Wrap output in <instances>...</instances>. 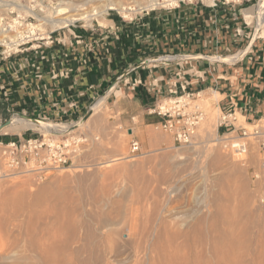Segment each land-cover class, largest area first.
<instances>
[{
  "label": "rangeland",
  "instance_id": "1",
  "mask_svg": "<svg viewBox=\"0 0 264 264\" xmlns=\"http://www.w3.org/2000/svg\"><path fill=\"white\" fill-rule=\"evenodd\" d=\"M80 1L74 0V3L77 2L75 5L80 6L83 3ZM134 1L139 0H95L88 4L90 7L83 5L81 9L85 7L87 11H103L110 6H119V11L109 9L105 14L108 24L100 29L110 31L113 29L110 21L120 19L118 12L121 8L135 4ZM58 2L59 0H0V18H47L52 16ZM258 2L259 0H251L243 8H251L254 14ZM77 13L80 14L75 12ZM242 18L244 22L240 18L241 24L234 28L242 30L240 39L244 37L245 40L240 42L241 45H246L245 41H249L252 36L253 39L264 36V24L257 28L254 18ZM97 21L101 22L99 18ZM22 23L19 30L22 33L19 35H24V30L28 29L25 28L26 22ZM39 23L35 21L32 25ZM73 25L82 26L80 22ZM93 25L97 29L98 24L93 22ZM40 28L43 33L52 30L48 25ZM65 30L67 28L55 30L52 36ZM161 56L163 55H155L151 59ZM227 56L229 55L220 58ZM116 83L110 84L97 98L105 97L100 107L87 119L89 108L96 100L89 105L85 116L78 121L80 123L87 119L86 123L75 127L76 135L96 139L90 149L81 155L80 164L69 169L65 167L50 170L41 180L30 176L0 180V239L12 242L13 251L22 255L28 246L29 238L25 233L27 221L33 218L32 222L38 229H45L58 216L59 221H66L69 227H74L75 238H78L81 235L78 230L84 212L87 215V225L94 226L92 229L95 228L97 216L112 224L108 227L110 229H104L108 239L105 238V251L109 250L106 252L108 262L168 264V261H187L188 264H214L213 261H216L217 264H264V199L260 198L264 194V179L255 181L251 177L252 169L257 165L258 150L251 144L249 157L243 162L238 161L239 155H227L222 149V133L216 132L221 97L205 91L195 98L204 108L205 119L192 146L183 148L174 144L173 139L158 128V116L147 114L146 117H151V122H141L136 117L138 111L125 97L126 89ZM167 98L168 96L160 98L157 102ZM38 122L50 124L51 127L54 123ZM252 123L254 122L246 125L236 115V127L241 126L251 131ZM4 124L6 122H2L0 126ZM259 125H264L263 121ZM35 127L8 129L0 133L7 136L21 134L22 138L34 137L37 136ZM1 137L4 138L0 135ZM7 140L9 139H2L3 142ZM132 142L138 143V152L130 151ZM170 154L173 157L170 165L179 164L180 174L178 173V178L176 175L168 180H161L159 173H168L163 170L162 158ZM120 157L124 159L107 163ZM123 169H128L129 174L123 173ZM134 172L140 175L136 176ZM87 175H92L93 180L84 181L85 183L77 180L78 177ZM169 187L177 190L168 194L166 188ZM163 223L168 224L169 231L166 234ZM129 227L133 228L132 236L128 232ZM174 230L179 233L181 231L182 236L185 234L181 241L185 238L187 240H183L182 244L180 240L170 242L168 236ZM112 232H119L118 236H112ZM69 234V230L62 228L58 241L60 243L55 244L60 251L58 254L66 252L67 259L69 251L64 250V247L69 249V244L62 240H66ZM201 240H205L207 244ZM76 246L73 244L70 247ZM175 246L181 247L177 250ZM86 254L83 258L94 264V254Z\"/></svg>",
  "mask_w": 264,
  "mask_h": 264
},
{
  "label": "crops",
  "instance_id": "2",
  "mask_svg": "<svg viewBox=\"0 0 264 264\" xmlns=\"http://www.w3.org/2000/svg\"><path fill=\"white\" fill-rule=\"evenodd\" d=\"M246 11L240 12L245 19ZM212 17V11L194 6L154 12L131 23L117 18L110 21V31L72 26L54 34L50 46L0 57V124L11 115L30 120L83 117L115 82L126 89L141 122H151L146 110L180 86L199 92L198 97L205 91L219 95V111L233 109L246 125L264 121V36L241 45L245 38L234 36L240 17L233 22L229 11ZM98 23L108 24L106 18ZM160 54L177 59L153 63L158 58L151 57ZM226 54L222 59L227 61L214 60ZM18 136L4 138L16 141Z\"/></svg>",
  "mask_w": 264,
  "mask_h": 264
},
{
  "label": "built area",
  "instance_id": "3",
  "mask_svg": "<svg viewBox=\"0 0 264 264\" xmlns=\"http://www.w3.org/2000/svg\"><path fill=\"white\" fill-rule=\"evenodd\" d=\"M251 0H140L142 8L131 4L126 18L120 15L123 23H131L137 19L148 16L154 12L170 13L182 8L198 6L204 10L213 12L212 18H216L219 11H229L233 22ZM139 8V9H138ZM243 8V9H241ZM225 13V12H224ZM22 19V20H20ZM25 28L30 29L33 22L38 21V17L28 16L18 17L16 20L10 18H0V57L9 59L15 55H22L28 52H35L43 45L50 46L53 43L52 34H40L36 30V35L24 30V35H19L23 23ZM244 22V21H243ZM73 24L67 26L70 28ZM97 29L101 26L96 25ZM86 30H94V25L90 28L81 26ZM242 34L240 28L234 29V36ZM163 58L174 57L176 55H163ZM158 57V58H161ZM171 61H153V63L168 64ZM151 62V60H150ZM165 63V64H163ZM61 77L65 74L60 75ZM140 84V80L137 81ZM113 87V86H112ZM196 93L188 92L182 86L180 89L168 91V98L161 100L146 110L148 115H156L160 118L158 123L160 129L173 138L174 144L179 147L188 146L196 140L198 129L202 122L203 109L195 105ZM163 101V103H162ZM219 107V106H218ZM17 117L11 115L9 121ZM81 118V117H80ZM62 120L59 115L56 119L46 118L35 121H53V127L49 129L48 135L36 132L37 136L22 138L18 136L16 141L3 142L0 139V178H10L12 176L39 178L50 170L71 168L75 164H80L81 155L90 149L96 141L87 135H76L69 132L71 126L80 120ZM261 121H256L250 125L251 131L242 127H236V115L232 110L220 111L218 119L217 134L222 133L220 144L227 155H239L238 161H246L249 157L250 146L254 144L258 148L257 165L252 169L251 177L255 181L264 179V125H259ZM264 123V121H263ZM27 131V130H26ZM34 132V131H33ZM24 134V133H23ZM6 136V134H2ZM138 143H131V152H138ZM248 154V156H247Z\"/></svg>",
  "mask_w": 264,
  "mask_h": 264
},
{
  "label": "bare ground",
  "instance_id": "4",
  "mask_svg": "<svg viewBox=\"0 0 264 264\" xmlns=\"http://www.w3.org/2000/svg\"><path fill=\"white\" fill-rule=\"evenodd\" d=\"M81 1L83 3L80 6H77V5H75V3L77 4V2L74 3V0H59L57 6L52 11V16L47 17V18H38V21L40 23L38 25L31 26L30 29H28L29 33H32V34L36 35V30H37L38 32H40L39 35L46 34L45 32L43 33L42 28H40L43 25H46V26L48 25L52 29V30L49 31V32H51V31H55V30L65 29V28H67V26H69L71 24H74L76 22H80L82 24V26H84L86 28H90V27L93 26V22H96V24L99 25V23L97 21L98 18H99V21L103 20V18H106L107 15H105V14H107V11L109 9H115L116 11L117 10L119 11V9H118L119 6L118 7L117 6H112V8H110L111 7L110 6V7H107L106 9H104L103 11H99V10L98 11L97 10L95 11L93 9L90 10V11H87L85 7H82V9H81V6L85 5L87 7V6H89L88 4H92L93 2H95V0H81ZM133 3H135L136 6H138L139 8H142V6H141L142 3L140 2V0L139 1H134ZM78 4H79V2H78ZM129 7L130 6H128V5L123 6L121 8L122 10H120V12H118V13L122 17L126 18L128 16V13H129L128 12ZM243 10H246V9H243ZM251 10L252 9L250 8V9H248L244 13L245 16H246V18H250V17L254 18L256 20L257 28L263 26V24H264V0H259L258 4L256 6V12L254 14L252 13ZM75 12H80V14H78V13L75 14ZM239 17L244 21V19L241 16V13L239 14ZM230 59H232V58H230ZM157 60L158 61H171V60H173V57H166V58L161 57V58H158ZM214 60H216V61H222L223 59L217 57ZM198 93L199 92H197L195 94L196 99L198 98ZM103 99H104V97L99 98L95 102V104L93 105V107H91V109H90V112H89L90 114L88 115L87 119H89V117H91L93 115V113L100 107V105L103 103ZM162 103H163V101H162ZM195 105H199L200 106V109H203V111H202L203 112L202 122H203L204 119H205V111H204V108L202 107V105L200 103H198L197 100L195 102ZM87 119L81 121L80 123L79 122H76V124H74L73 126L70 127L69 132L75 133V127H79L81 125H84L86 123L85 121ZM202 122H201V124H202ZM35 125H37V126H39L41 128H38L37 126L35 127ZM21 127L22 128H24V127H28V128L29 127H31V128L35 127V129L37 130V132H41L42 135H48L49 129L51 128L50 124H43L41 122L32 121V120L27 119V118L21 119V118H18V117H13L10 121H8V123L0 126V131L6 132L8 129L21 128ZM158 128L160 129V127H158ZM38 130H41V131H38ZM216 132H217V129H216ZM130 133H131V131H130ZM192 144H193V142L190 145H188V146H182V147L183 148H190L192 146ZM257 150H258V148H257ZM130 151H131V145H130ZM172 158L173 157H172L171 154L168 155V156L167 155L164 156L162 158V163L163 164L160 161L161 159H159V161L163 165L164 169L162 167L161 168L163 170H165V171L168 172L165 175H164L163 171L159 173V176L158 177L161 178V180H168L169 178L176 177V175H177L176 178H178V176H179L178 175V173H179V171H178L179 170V166L178 165L179 164L178 165H174V164H171L170 165ZM122 159H124V158H121L120 157V158H117V159H111L107 163L108 164L109 163L112 164V163L117 162V161L122 160ZM160 163H159V165H160ZM107 167H109V166H107ZM67 169H69V168H67ZM127 170L126 169H123V173L129 174L130 171L128 170L129 171L128 172ZM134 174L136 175L135 172H134ZM138 174L139 173L137 172V175ZM132 176H133V174H132ZM13 177H19V176H12L10 178H13ZM30 177H33L36 180H41L43 178V175H41L39 178H37L35 176H30ZM3 179H5V178L4 177L3 178H0V180H3ZM91 179L93 180L92 175H87V176H84V177H78L77 178V180L79 182H82V183H85L87 180H91ZM179 183H181V182H179ZM178 186H180V185H178ZM176 190L177 189L175 187L174 188H171V187L166 188V191L168 192V194H172ZM34 197L36 198L35 195H34ZM260 198L261 199H264V194ZM82 216H83L82 217V222H81L80 227H79V230H78V231L81 232V235L78 236V238H75V229H74V227H69V225H68V223L66 221H62V222L59 221V218H60L59 216L58 217H55V220L50 224V227L49 228L46 227L45 229H38L36 227V225L33 224V222H32L33 218L31 220H28L27 221L28 225L26 224L27 227L25 226L26 227L25 228L26 229V232L25 233H26V236H28V238H29L28 239V246H27V248L25 247L26 250H24V253L22 255H17V253L13 251L14 246H12L13 245L12 242L9 243L7 241H2L0 239V264H91V261L90 260L88 261V260H85L83 258L84 254H86V253L87 254H92V255L94 254L93 255L94 256V264H120V263L121 264H124V263H122L123 261H111V262H108L106 260V252H108L109 250L108 251H105V249H106L105 248L106 247L105 246L106 234L104 233V229H107L112 224H109L105 219H103V217L97 216L96 219H95L96 221H94L95 222V228L92 229V227H94V226L89 227V225H87V223H86L87 221H85V218H86L87 215L84 214V212H83ZM217 217L220 218L221 215H220V217L219 216H217ZM188 218L189 217H187V219ZM35 220L36 219L34 218V221ZM221 220H223V218ZM224 220H226V219H224ZM92 225H94V224H92ZM167 225L168 224L163 223V227L166 230V231L164 230L165 231L164 234H166V232L169 231V228L167 227ZM135 226L136 225H134V234H135V231H136L135 230ZM62 228L69 230V233H70L69 236L66 238V240H62L64 242L66 241L67 244H69V249H68V247H66V246L64 247L63 246L64 247V250L69 251L68 259L65 257V253L66 252H63L62 254L59 255L58 252H60V251H58V249H57L58 247H55L56 242H58L60 240L61 229ZM131 228L130 227L128 228V232L132 236V234H133V231H132L133 228L132 229ZM108 229H110V228H108ZM198 230H199V228H198ZM115 232L114 233L112 232V236H115V235L118 236V233L119 232H117V233H115ZM200 232H203L202 229H201ZM120 234H121V232H120ZM184 235L185 234L183 233V236H182L181 231L179 233L178 231L174 230L173 232H171V236L170 235L168 236L169 237V241L172 242V243H175L176 241L180 240L182 237L184 238ZM201 235L203 236L202 233H201ZM222 236L224 237V235H222ZM126 238H129V236H127ZM185 239H183V240L185 241ZM205 239H206V237H205ZM182 241H181V244H182ZM201 241H203V240H201ZM201 241H199V243ZM203 242H206V241L204 240ZM59 243L60 242H58V244ZM73 244L74 245H77V246L76 247H73V248L70 247ZM181 244H179V245H181ZM206 244H207V242H206ZM215 244H216V242H215ZM213 245H214V243H213ZM176 246H175V249H177V250L181 247V246L180 247L178 246L179 248L178 247L176 248ZM184 246H185V243H184ZM89 257H86V258L89 259ZM213 262H214V264H217L216 261H213ZM164 263H166V261ZM168 264H188V263H187V261H168Z\"/></svg>",
  "mask_w": 264,
  "mask_h": 264
},
{
  "label": "water",
  "instance_id": "5",
  "mask_svg": "<svg viewBox=\"0 0 264 264\" xmlns=\"http://www.w3.org/2000/svg\"><path fill=\"white\" fill-rule=\"evenodd\" d=\"M32 121H35V120H32ZM8 123V122H7Z\"/></svg>",
  "mask_w": 264,
  "mask_h": 264
}]
</instances>
